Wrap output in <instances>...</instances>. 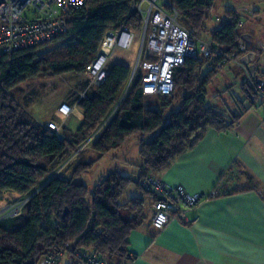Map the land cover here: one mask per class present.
<instances>
[{
    "label": "trees",
    "instance_id": "trees-1",
    "mask_svg": "<svg viewBox=\"0 0 264 264\" xmlns=\"http://www.w3.org/2000/svg\"><path fill=\"white\" fill-rule=\"evenodd\" d=\"M170 1L199 39L218 43L225 52L238 48L243 35L238 10L228 9L229 18L211 30L208 22L217 0ZM132 3L88 0L69 17L68 42L61 48L44 55H39L38 49H22L0 58V198L9 191L29 195L20 214L0 220V264H40L42 257L55 250L64 254L61 264H75V251L82 249L100 254L111 264L116 258L129 257L131 233L148 219L145 197L153 196L139 179L158 176L195 147L210 128L226 132L247 111L248 107H242L229 113L208 99L207 88L222 70L215 67V57L204 56H187L174 68L175 88L169 95L147 96L141 79H136L106 122L131 76L130 65L111 63L108 77L100 86H93L87 97L78 100L77 91L81 90L76 89L66 96L64 102H77L84 118L65 124L64 137L11 95L13 88L41 74L84 72L110 28L126 23L141 29L142 14L132 9ZM205 34L210 38H204ZM230 63L233 61L226 66ZM261 78L264 80V74ZM243 89L253 104L258 100L263 103L251 83L244 82ZM60 118L61 114L55 116ZM94 134L89 145L92 143L98 157L88 161L83 149L68 176H53L56 168ZM133 137L141 145L137 175L110 171L90 189L82 175L103 155L123 149ZM133 183L141 195L122 202ZM68 242L70 247L65 246Z\"/></svg>",
    "mask_w": 264,
    "mask_h": 264
},
{
    "label": "built area",
    "instance_id": "built-area-1",
    "mask_svg": "<svg viewBox=\"0 0 264 264\" xmlns=\"http://www.w3.org/2000/svg\"><path fill=\"white\" fill-rule=\"evenodd\" d=\"M87 2L88 0H0V58L22 49H39L65 38L69 31V17ZM132 9H137L142 14V28L136 29L124 23L119 28L107 30L96 57L84 70L90 81L84 90L77 91L78 100L87 97L93 86H100L108 77L109 66L116 60L115 56L136 48L138 56H134L130 64L131 76L126 91L106 122L138 78L141 79L145 95H169L175 88L174 68L183 64L187 56L215 57V67L223 70L231 61L241 63L236 56L254 51V48H248L243 39L238 48L229 52H225L218 43L199 39L195 30L182 22L181 15L170 0H133ZM222 20L226 21L227 18H216L218 22ZM241 25L243 27L244 24ZM257 54L259 55L258 51ZM150 57H155L156 60L151 61ZM243 66L248 73L247 82L253 85L255 96L264 104V80L261 78L264 63H257L255 77ZM76 106L77 102L74 105L62 102L58 107L61 118L47 120L44 125L64 137L65 122L73 115ZM95 135L61 163L53 176L64 173L81 150L89 147ZM139 182L156 197L151 223L157 230H163L174 220L188 221L189 215L202 202L216 198L223 192L222 188L215 187L206 192L191 193L184 186L171 185L157 175L144 176ZM159 197L164 199L159 200ZM65 246L70 247L71 244L68 242ZM63 257L62 251L55 250L42 257L40 264H61ZM75 264L111 263L98 253L82 249L75 251Z\"/></svg>",
    "mask_w": 264,
    "mask_h": 264
},
{
    "label": "crops",
    "instance_id": "crops-1",
    "mask_svg": "<svg viewBox=\"0 0 264 264\" xmlns=\"http://www.w3.org/2000/svg\"><path fill=\"white\" fill-rule=\"evenodd\" d=\"M253 41L258 42L254 50H260L262 41ZM228 66L227 73L246 70L241 63ZM64 101L57 102L54 116L41 122L60 115ZM242 107L248 109L232 129L210 128L195 147L158 174L191 193L219 187L222 194L202 202L188 221H171L163 230L152 226L155 198L146 196L148 219L131 233L129 257L116 258L120 264H264V104L245 97L238 100L237 112ZM73 118L82 120L84 112L75 107L66 124ZM136 195H141L138 189Z\"/></svg>",
    "mask_w": 264,
    "mask_h": 264
},
{
    "label": "rangeland",
    "instance_id": "rangeland-1",
    "mask_svg": "<svg viewBox=\"0 0 264 264\" xmlns=\"http://www.w3.org/2000/svg\"><path fill=\"white\" fill-rule=\"evenodd\" d=\"M228 9H236L241 13L244 24L241 31H243V34L251 35V44L248 46L250 50L255 48V43H258L254 42L253 38L262 41L260 50L256 47V54L257 51L259 53V59L256 63H264V0H217L212 19L208 22L211 30L217 29L224 22V20L218 22L216 18H229L226 13ZM203 37L208 39L210 35L205 34ZM67 42L68 38H62L55 43L39 48L37 52L39 55L48 54L61 48ZM136 52L137 50L135 48L129 53L116 55L115 59L130 65L134 56H138V52ZM226 69L227 67L220 71L215 81L207 88L209 91L208 99L217 107L227 109L229 113H235L237 112L238 100H243L246 97L242 85L246 81L247 73L243 68L241 70L239 69L240 71H237V73H227ZM226 74L228 77H226ZM89 80L90 77L85 72L66 73L62 76L41 74L13 88L11 95L34 115L43 118L52 117L55 114L57 102L66 98L73 88L83 90ZM91 144L85 148V157L88 161L98 157V153L93 150ZM140 147L138 138H131L123 149L103 155L90 171L82 175L83 181L92 189L99 179L107 175L110 171H120L124 175L134 177V172L138 170L137 165L141 164L140 162L142 161ZM77 160L76 158L66 168L63 176L70 174ZM137 189L136 184H131L121 201L125 202L129 198L134 197L137 194ZM28 198L29 195H22L12 191L6 192L0 198V219L11 218L22 212L23 206ZM112 263L120 264L117 259H114Z\"/></svg>",
    "mask_w": 264,
    "mask_h": 264
},
{
    "label": "water",
    "instance_id": "water-1",
    "mask_svg": "<svg viewBox=\"0 0 264 264\" xmlns=\"http://www.w3.org/2000/svg\"><path fill=\"white\" fill-rule=\"evenodd\" d=\"M251 35L250 34H243L242 39L247 43L249 46L251 44ZM257 54L254 51H249L245 54H243L240 57V62L245 65L248 69V71L251 73L252 76L255 77L256 69H257ZM261 80V79H258ZM159 200L164 199V197H159Z\"/></svg>",
    "mask_w": 264,
    "mask_h": 264
}]
</instances>
